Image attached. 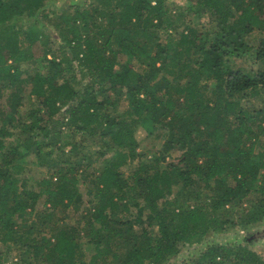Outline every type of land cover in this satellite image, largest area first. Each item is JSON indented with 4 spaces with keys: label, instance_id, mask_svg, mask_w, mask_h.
I'll list each match as a JSON object with an SVG mask.
<instances>
[{
    "label": "trees",
    "instance_id": "obj_1",
    "mask_svg": "<svg viewBox=\"0 0 264 264\" xmlns=\"http://www.w3.org/2000/svg\"><path fill=\"white\" fill-rule=\"evenodd\" d=\"M184 1L174 10L175 0H85L52 27L50 0H0L5 245L24 243L42 264H165L210 232L264 220V66L226 65L229 56L264 62V0ZM138 126L164 138L153 158L139 149ZM174 148L179 159L167 160ZM29 162L46 171L38 187L19 175ZM41 195L53 209L84 211L41 233ZM53 209L38 214L51 220ZM187 264L264 258L212 241Z\"/></svg>",
    "mask_w": 264,
    "mask_h": 264
},
{
    "label": "rangeland",
    "instance_id": "obj_2",
    "mask_svg": "<svg viewBox=\"0 0 264 264\" xmlns=\"http://www.w3.org/2000/svg\"><path fill=\"white\" fill-rule=\"evenodd\" d=\"M77 2L85 3V0H50L49 7L47 9L51 17L49 25H51L52 23V27H54L53 21L58 20L57 15L59 14V12L62 10H71L73 7V3ZM175 3L176 5H174V10L177 8H185L187 5L184 0H175ZM188 16L195 21L200 20L198 25H204L208 29H212L214 27L205 16L199 19L192 12H189ZM21 22L22 21H19V23ZM37 49V52H39L40 49ZM133 63L139 69H143V66L139 65V63L135 59L133 60ZM226 65L241 69L243 71L251 72L253 69L263 67L264 62L254 61L253 57L229 56L227 57ZM86 79H88V77H86ZM8 92L9 89H3L2 95H0V124L4 117L2 112H7L9 110L7 99ZM127 107L128 100L122 99L119 103L118 109L123 111ZM136 135L140 141L139 149L143 152L144 157L148 156L149 158H153L154 154L158 153L161 149L162 143L164 141L163 137L154 135L150 136L147 134V131L140 126L137 127ZM80 138V133H75L73 135L74 140H80ZM85 143L86 149L94 150L97 148V145L95 143H92L90 140H85L84 144ZM180 154V149H170L169 151L165 152V158L167 160H178ZM163 162L165 164L164 160ZM132 166L133 163H130L127 166H124L122 170H124L126 174H129L131 172ZM45 174L46 171L44 170V168L40 167L37 164L29 162L26 164V168L22 170L19 175L28 179L27 183L29 187H38V179H40ZM81 189L84 193V199L86 201L88 196L86 194V185L81 184ZM51 209H53L51 205L49 203H45V195H41L36 203V216L37 220H40V232L47 233L48 235H50L52 232L50 223H52L54 220H66L75 222L77 219H79L81 217L82 211H84V203L79 210L72 205L60 204L58 208L53 209V219L51 220L50 218H47L45 214H38L39 211L47 212ZM32 217V214L27 215L28 219H31ZM25 227L27 228V226ZM246 238H248V240ZM212 241L243 243L255 249L259 253V255L264 258V220L254 222L246 226H229L224 230L210 232L206 235L205 239L202 242H194L192 244L183 246L181 251L176 255H173L165 264H187L193 255L197 254L202 248L206 247V245ZM23 244L24 243L12 244L10 247H8L2 241H0V250L4 251L1 264H42L40 258H35L32 254L24 251L26 247L24 248Z\"/></svg>",
    "mask_w": 264,
    "mask_h": 264
}]
</instances>
